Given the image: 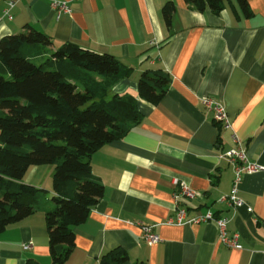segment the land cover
<instances>
[{"label": "crops", "instance_id": "1", "mask_svg": "<svg viewBox=\"0 0 264 264\" xmlns=\"http://www.w3.org/2000/svg\"><path fill=\"white\" fill-rule=\"evenodd\" d=\"M0 0V40L31 25L49 35L53 48L72 42L108 52L132 68L108 93L137 97L141 120L118 140L94 152L93 173L105 189L85 222L75 226V245L63 264H264V169L245 173L231 193L235 170L223 154L240 138L249 158L264 165V0H223L220 12L187 0H59L72 7L57 15L52 0ZM173 3L171 21L164 7ZM147 69H163L172 80L152 104L138 95ZM227 109L233 130L215 121L202 98ZM1 134V131H0ZM54 165L31 167L24 181L48 190L36 211L0 233V264H53L46 210L55 207ZM175 180L199 192L189 217L212 211L228 219L227 234L241 248L226 246L214 221L176 224ZM154 226L159 242L143 237ZM26 244L28 246H26ZM122 262H103L110 252Z\"/></svg>", "mask_w": 264, "mask_h": 264}, {"label": "trees", "instance_id": "2", "mask_svg": "<svg viewBox=\"0 0 264 264\" xmlns=\"http://www.w3.org/2000/svg\"><path fill=\"white\" fill-rule=\"evenodd\" d=\"M200 9L220 12L223 0H187ZM248 12L247 1L240 0ZM175 6L168 3L169 24ZM132 68L111 53L68 42L53 48L46 33L28 25L0 40V233L34 213L48 190L24 181L29 169L54 165L53 200L46 210L53 264H63L75 245L74 227L85 222L105 186L90 158L121 139L142 118L137 97L109 90ZM171 76L163 69L144 70L138 95L157 104ZM128 257L117 249L103 262Z\"/></svg>", "mask_w": 264, "mask_h": 264}, {"label": "built area", "instance_id": "3", "mask_svg": "<svg viewBox=\"0 0 264 264\" xmlns=\"http://www.w3.org/2000/svg\"><path fill=\"white\" fill-rule=\"evenodd\" d=\"M16 5L15 0H10L5 8V14L12 19L13 14L11 10ZM51 5L56 10L57 15L61 16L63 13H71L72 7L67 2L52 0ZM202 103L206 109L214 113L215 121L226 130H233L232 119L221 102L205 96L202 98ZM234 145L231 149L223 154V157L227 158L233 165L235 170V178L233 181V188L230 194L221 198V201L227 202L230 206L237 207L243 204V200L238 195V187L245 173H253L264 169V165L252 161L245 148L240 144V138L236 133H233ZM176 191L174 194L176 204V214L171 217L168 222L176 224H197L201 222L214 221L217 224L219 230V238L223 244L230 247L241 248L238 233L229 236L227 234L228 219L225 217H218L212 211L206 213H200L196 216L189 217V204L199 197V192L185 182L175 180ZM143 237L150 243H156L161 240L160 235L154 230V226L142 224ZM29 245V244H28ZM26 244V246H28Z\"/></svg>", "mask_w": 264, "mask_h": 264}]
</instances>
